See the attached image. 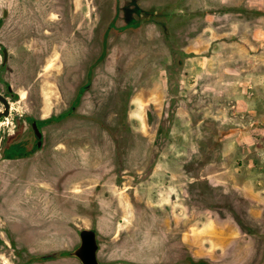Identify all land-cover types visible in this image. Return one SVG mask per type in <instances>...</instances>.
<instances>
[{"label":"rangeland","instance_id":"rangeland-1","mask_svg":"<svg viewBox=\"0 0 264 264\" xmlns=\"http://www.w3.org/2000/svg\"><path fill=\"white\" fill-rule=\"evenodd\" d=\"M18 3L43 21L32 34L16 35ZM92 82L108 117L89 111L61 122ZM0 93L10 104L0 118L1 154L37 149L32 121L49 128L39 158L15 168L24 187L11 184L13 163H0V231L25 242L46 233L54 209L26 186L76 159H110L115 167L103 179L114 176L117 187L104 188L128 194L121 237L129 242L112 246L116 257L264 264V0H11L0 5ZM57 141L78 153L53 156ZM15 249L18 260L6 247L5 264L33 260Z\"/></svg>","mask_w":264,"mask_h":264},{"label":"crops","instance_id":"crops-1","mask_svg":"<svg viewBox=\"0 0 264 264\" xmlns=\"http://www.w3.org/2000/svg\"><path fill=\"white\" fill-rule=\"evenodd\" d=\"M75 46H72V48ZM73 64L74 60L71 58L70 65L72 67L68 65L71 72L77 69ZM70 75H68V78ZM68 84L67 81L66 88H68ZM92 86L93 82L92 85L82 92L79 104L72 111L74 115L65 116V118L61 119V122L75 117L83 118L89 111H92L91 115H95L96 118L108 117V110L107 115L101 113L104 112L103 108L101 109L105 103L103 95L99 89L98 93H93L94 86ZM58 91L61 92L59 88ZM104 94L109 95L107 92ZM108 95L105 98L107 97L106 101L109 103ZM46 109L47 106L43 105L41 107L40 111L43 118H45ZM61 122L56 124L58 125ZM96 124L99 125V123ZM103 132L108 139L113 138V134L109 129ZM41 134V145L37 146L35 151L14 160L10 173L13 186L24 187V176L14 173L16 166L21 163L24 164L29 159H33V157L39 158L38 155L44 151L48 141L49 128L45 131L42 130ZM70 147L73 148L72 150L75 153H78V146L71 145ZM70 147H67L62 141H57L51 145L50 151L53 156L60 158V153L65 152ZM82 153L83 151H81ZM109 160L101 163L99 159L97 161H88L83 158L80 160L76 159L72 161V164H66L63 174L55 175L52 179L35 180L32 182L35 186L32 184L30 187L26 186V189L32 191L35 198H43L45 193L47 194L46 198L49 200V207L54 209L52 213L48 214L50 216L49 219L51 217L55 219L54 222L48 223L45 227L46 230L48 229L46 233L36 236L30 242H25L20 235L16 236L11 229L9 231L7 226L13 237V242L18 247L27 248L29 253L33 255V260L29 264H82L77 257L70 254V251L71 248L78 246L80 242L79 232L84 228L92 229L96 233L98 243L96 258L100 264L141 263L138 260H128L124 256L116 257L113 253L115 244L129 242V239L121 237L123 214L127 209L125 198L128 194H126L125 190L110 191L104 188V183H112L117 187L114 176H109L107 180H105L106 178L103 179V174L106 171L108 173L111 166L115 167V163L113 164ZM139 244L142 245L141 242ZM38 246H43V249L38 250L36 248ZM112 246H114L113 249H111Z\"/></svg>","mask_w":264,"mask_h":264},{"label":"flooded vegetation","instance_id":"flooded-vegetation-1","mask_svg":"<svg viewBox=\"0 0 264 264\" xmlns=\"http://www.w3.org/2000/svg\"><path fill=\"white\" fill-rule=\"evenodd\" d=\"M8 4L9 5L11 4V0H0V5H8ZM16 13L18 14L17 18H15V20L17 21V28L15 30L17 37H19V35L21 33V29H24V31L27 33V35H29V33L32 34V30L33 31L38 30V28L41 25H43V21H40L39 18H34L33 12H29V11L25 10L24 7L22 8L20 3L17 4ZM130 15H128V18L125 21V24H127L128 26H131V18H133V16H130ZM91 19L93 21H95V28H96L95 38L97 40H99L98 18H91ZM51 32L52 31L44 30V33H47V34H50ZM93 39L94 38H92V43L91 44H94V40ZM79 44H82V43L79 42ZM2 55H3V53H2ZM1 67H4V66H1ZM49 67H50V61L46 62L44 64V70L48 69ZM7 91L9 93H11V88H10L9 85H7ZM19 95H20V99H23V98L26 97V95H25L23 90H20ZM37 127H38V125H37ZM32 130H33V128H32ZM33 133H34V131H33ZM34 136H35V134H34ZM37 140L38 139L36 138V142H37ZM41 140H42V136H41ZM17 158H19L18 155H9V154H1L0 153V163L2 161H7V162H10V163H14V160H16ZM1 227H3V226H1ZM6 247L7 248L8 247L12 248V250H10L8 252V254H11L12 257H14V258H16L18 260L19 253H18L17 249H15L18 246L13 242V237L11 236L10 232L7 231L6 229L5 230L1 229V231H0V264H5V258H7L8 260L9 259L12 260V257L8 256L5 253V251H4L6 249Z\"/></svg>","mask_w":264,"mask_h":264},{"label":"water","instance_id":"water-1","mask_svg":"<svg viewBox=\"0 0 264 264\" xmlns=\"http://www.w3.org/2000/svg\"><path fill=\"white\" fill-rule=\"evenodd\" d=\"M7 15V11H3V16ZM3 58L1 62V66H4L7 62V50L5 48L2 49ZM0 101L3 103L4 110L0 111V118L2 116H7L9 114V101L5 96L0 93ZM31 126L33 128L35 137L38 139L36 142L37 146L41 145V131L37 127L35 121L31 122ZM80 242L78 246H76L73 250L70 251L72 256L77 257L82 264H100L96 258V252L98 249V243L96 239V233L94 230L89 228L81 229L79 232Z\"/></svg>","mask_w":264,"mask_h":264},{"label":"trees","instance_id":"trees-1","mask_svg":"<svg viewBox=\"0 0 264 264\" xmlns=\"http://www.w3.org/2000/svg\"><path fill=\"white\" fill-rule=\"evenodd\" d=\"M187 262L189 263V264H210V263H208L207 261H205V260H197V261H195V260H187Z\"/></svg>","mask_w":264,"mask_h":264},{"label":"bare ground","instance_id":"bare-ground-1","mask_svg":"<svg viewBox=\"0 0 264 264\" xmlns=\"http://www.w3.org/2000/svg\"><path fill=\"white\" fill-rule=\"evenodd\" d=\"M136 113H137V112H135V115H137Z\"/></svg>","mask_w":264,"mask_h":264}]
</instances>
